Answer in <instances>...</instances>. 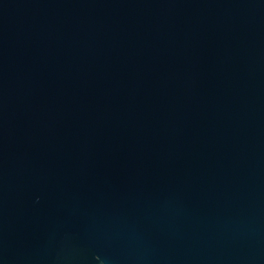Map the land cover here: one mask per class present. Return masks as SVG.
Returning a JSON list of instances; mask_svg holds the SVG:
<instances>
[{"label": "water", "instance_id": "1", "mask_svg": "<svg viewBox=\"0 0 264 264\" xmlns=\"http://www.w3.org/2000/svg\"><path fill=\"white\" fill-rule=\"evenodd\" d=\"M0 264H264V0H0Z\"/></svg>", "mask_w": 264, "mask_h": 264}]
</instances>
